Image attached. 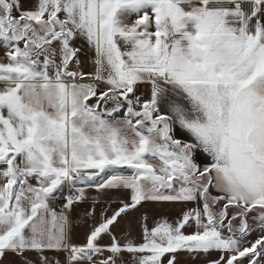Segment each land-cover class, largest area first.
<instances>
[{
    "label": "snow or ice",
    "instance_id": "obj_1",
    "mask_svg": "<svg viewBox=\"0 0 264 264\" xmlns=\"http://www.w3.org/2000/svg\"><path fill=\"white\" fill-rule=\"evenodd\" d=\"M181 256L264 264V0H0V264Z\"/></svg>",
    "mask_w": 264,
    "mask_h": 264
},
{
    "label": "crops",
    "instance_id": "obj_2",
    "mask_svg": "<svg viewBox=\"0 0 264 264\" xmlns=\"http://www.w3.org/2000/svg\"><path fill=\"white\" fill-rule=\"evenodd\" d=\"M88 70L89 69L86 67L85 71ZM88 196H89L88 201L82 205H78L74 211V215L78 214V219H77L78 227L76 230L74 242H83L84 234L88 231V228L93 223L91 217H85L83 214L84 210L88 209L90 205H92L93 199H97L100 201L97 205H95L96 218L97 220H99L102 211L108 210L109 214H111L110 210L118 207L116 200L118 198L120 199L125 198V194L122 192L108 191L107 193L98 194L95 191V189H89ZM181 208L182 206L180 205H165L161 207L153 204H145L138 211L121 219L120 223L116 226L114 231L116 232L117 235H123L124 232L129 229V225H131V228L138 232L136 218H139L142 214H146L147 216L152 218L159 217L161 215H166L171 220L172 218L177 217L179 215ZM107 242H108L107 237H105L104 240L101 241V243H107ZM180 259L182 264H189V262H186L185 257L181 256Z\"/></svg>",
    "mask_w": 264,
    "mask_h": 264
},
{
    "label": "rangeland",
    "instance_id": "obj_3",
    "mask_svg": "<svg viewBox=\"0 0 264 264\" xmlns=\"http://www.w3.org/2000/svg\"><path fill=\"white\" fill-rule=\"evenodd\" d=\"M251 239H255L256 238V234L254 233L253 235H252V237H250Z\"/></svg>",
    "mask_w": 264,
    "mask_h": 264
},
{
    "label": "built area",
    "instance_id": "obj_4",
    "mask_svg": "<svg viewBox=\"0 0 264 264\" xmlns=\"http://www.w3.org/2000/svg\"><path fill=\"white\" fill-rule=\"evenodd\" d=\"M61 202H62V201L59 200V201H58V204H60Z\"/></svg>",
    "mask_w": 264,
    "mask_h": 264
}]
</instances>
